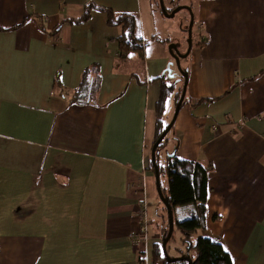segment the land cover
<instances>
[{
	"label": "crops",
	"instance_id": "1",
	"mask_svg": "<svg viewBox=\"0 0 264 264\" xmlns=\"http://www.w3.org/2000/svg\"><path fill=\"white\" fill-rule=\"evenodd\" d=\"M99 6L135 14L143 47L122 50V25ZM150 10V0H0V264H145V254L160 264L158 235L130 239L143 182L148 205L156 182L157 102L173 84ZM195 10L176 114L174 86L167 100L169 151L211 166L197 234L233 264H264V0H197ZM85 73L99 85L82 103Z\"/></svg>",
	"mask_w": 264,
	"mask_h": 264
},
{
	"label": "trees",
	"instance_id": "2",
	"mask_svg": "<svg viewBox=\"0 0 264 264\" xmlns=\"http://www.w3.org/2000/svg\"><path fill=\"white\" fill-rule=\"evenodd\" d=\"M92 6L94 5H88V9H86L83 16L77 21H84L88 19L90 8ZM97 8L107 12L108 22L110 24L122 25L123 33L118 39L122 50L126 51L129 49H138L143 47L142 42L144 40L138 36L136 28L137 17L135 14L121 13L116 15L111 9L100 6ZM184 71L188 75V70ZM161 78L163 79V76ZM182 78L183 80L185 79L184 75H182ZM98 85L99 83L97 78L90 79L85 73L82 85L75 95L76 101L82 103L84 101H90L93 94L96 92ZM173 86V84L166 85L163 81L162 91L156 106L157 131L155 141L169 125V123L164 122V115L167 107V100L172 93ZM181 92V90L177 92L176 104L179 100ZM166 137L167 136H165L164 139H166ZM156 164L159 168L160 179L162 175H166L168 178V186L165 188V197L172 206L175 222L181 230L186 244V255L192 259V264H233L230 254L225 250L220 242L203 235H197L195 240L191 237L194 232L205 225V200L208 191L207 178L211 166L203 164L199 161L181 159L178 157L176 151L166 155L164 164H160L156 156ZM148 168L155 172L152 161L149 162ZM179 206H191L193 209H190L187 217L178 219L176 217V209ZM162 242L163 241L153 243L152 254L155 263H189L188 260L184 258H178L174 261L168 260L162 248Z\"/></svg>",
	"mask_w": 264,
	"mask_h": 264
},
{
	"label": "rangeland",
	"instance_id": "3",
	"mask_svg": "<svg viewBox=\"0 0 264 264\" xmlns=\"http://www.w3.org/2000/svg\"><path fill=\"white\" fill-rule=\"evenodd\" d=\"M164 5L166 7V10L168 13H171L172 10L177 6H184L179 11L175 13L174 16H168L166 15L161 8L160 0H150V7L152 10H150V14L152 15L154 19L155 24V30H156V37L163 40V42L167 45L168 49L170 45H176V50L180 52L181 55H185V53L188 51L189 48V36H188V30L189 25L191 21V14H193V17L195 18V9H196V1L197 0H163ZM196 22V18L194 19V23ZM197 24L195 23L192 29V44H195L198 37V30H197ZM137 31H139V26ZM149 42L153 41L150 37L147 38ZM169 51V50H168ZM170 52V51H169ZM171 55V72H168L167 78L171 80V83L174 84V88H177V90H181L183 88V80L181 79V70L179 69V66L176 62V59L174 56ZM186 58V57H185ZM185 61L183 58L180 57V65L183 68ZM172 85V84H171ZM174 111V104H172V107H168L166 113H165V121H169V118L171 114ZM166 139L162 141V143L158 146L156 156L159 160L160 164H164L166 160V155L168 153L173 152L174 150L171 149L169 151L170 144ZM151 145L148 147L147 151L151 150ZM161 187H162V193L165 196V192L167 186H168V178L166 175L161 176ZM152 181V189H151V195L149 198V218H150V224H149V234L150 237L153 235H158L159 239L163 241L165 237L168 235L169 230V215L168 211L165 208V204L162 201L160 195L158 194V191L153 186ZM155 183V182H154ZM156 187V186H155ZM177 216V213H176ZM200 230H197L192 234V239L195 240L197 237V232ZM153 247V244H151V249ZM167 253L171 257H179V256H185L187 254V248L185 241L183 239V234L181 230L179 229L177 223L175 222L174 228L172 231V235L170 239L167 242Z\"/></svg>",
	"mask_w": 264,
	"mask_h": 264
},
{
	"label": "water",
	"instance_id": "4",
	"mask_svg": "<svg viewBox=\"0 0 264 264\" xmlns=\"http://www.w3.org/2000/svg\"><path fill=\"white\" fill-rule=\"evenodd\" d=\"M161 3V8L162 11L168 15V16H174L175 13L177 11H179L182 7L184 6H177L175 7L171 13H168L166 10V7L164 5V1L160 0ZM191 21H190V25H189V30H188V36H189V48L188 51L185 53V55L189 54L191 46H192V27H193V21H194V17L193 14H191ZM171 53L174 55L176 62L179 66V69L181 70V74L184 75L185 79H184V85H183V89L181 92V95L179 97V100L176 104V109H175V114L178 112V110L180 109V106L185 98V94H186V86H187V80H188V75L186 74V72L182 69L181 65H180V57L185 56V55H181L180 52H178V50L175 51L176 49V45H170L169 47ZM174 123V118L171 120V122L169 123V125L166 127V129L162 132V134L156 139L155 143L153 144V148H152V157H151V161L154 164V168H155V181H156V187H157V191L158 194L160 195L162 201L165 204V207L168 211V215H169V230H168V235L165 237V239L162 242V248L164 250L165 255L167 256L168 260L174 261L178 258H184L188 260V264H192V259L188 256H179V257H171L168 253H167V242L170 239L171 235H172V231L174 228V224H175V219H174V214H173V209L172 206L170 204V202L166 199V197L163 195L162 190H161V186H160V174H159V168L158 165L156 164V152H157V148L159 146V144L162 142V140L165 138V136L167 135V133L169 132V130L171 129V127L173 126Z\"/></svg>",
	"mask_w": 264,
	"mask_h": 264
},
{
	"label": "built area",
	"instance_id": "5",
	"mask_svg": "<svg viewBox=\"0 0 264 264\" xmlns=\"http://www.w3.org/2000/svg\"><path fill=\"white\" fill-rule=\"evenodd\" d=\"M145 182H143L142 191L143 196L140 199V209L138 211V226L136 230L132 231L130 233V239L134 244L141 247L150 240V234H149V224H150V218L148 213V200L145 194ZM146 253V251H145ZM143 261L145 264H150L148 255L145 254L143 257Z\"/></svg>",
	"mask_w": 264,
	"mask_h": 264
},
{
	"label": "snow or ice",
	"instance_id": "6",
	"mask_svg": "<svg viewBox=\"0 0 264 264\" xmlns=\"http://www.w3.org/2000/svg\"><path fill=\"white\" fill-rule=\"evenodd\" d=\"M227 251V249H225Z\"/></svg>",
	"mask_w": 264,
	"mask_h": 264
}]
</instances>
